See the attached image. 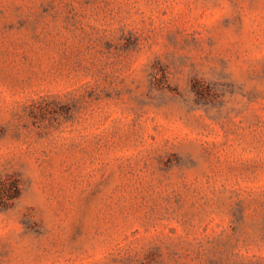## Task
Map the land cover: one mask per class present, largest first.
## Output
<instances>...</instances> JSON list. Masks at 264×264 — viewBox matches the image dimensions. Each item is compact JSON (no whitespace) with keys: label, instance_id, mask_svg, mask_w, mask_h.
I'll return each instance as SVG.
<instances>
[{"label":"rangeland","instance_id":"374dc122","mask_svg":"<svg viewBox=\"0 0 264 264\" xmlns=\"http://www.w3.org/2000/svg\"><path fill=\"white\" fill-rule=\"evenodd\" d=\"M0 264H264V0H0Z\"/></svg>","mask_w":264,"mask_h":264},{"label":"trees","instance_id":"16d2710c","mask_svg":"<svg viewBox=\"0 0 264 264\" xmlns=\"http://www.w3.org/2000/svg\"><path fill=\"white\" fill-rule=\"evenodd\" d=\"M20 192L19 181L16 178L0 180V206L4 207L8 201L16 199Z\"/></svg>","mask_w":264,"mask_h":264}]
</instances>
